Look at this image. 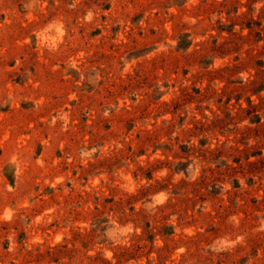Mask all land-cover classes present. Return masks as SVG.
<instances>
[{
    "label": "rangeland",
    "instance_id": "obj_1",
    "mask_svg": "<svg viewBox=\"0 0 264 264\" xmlns=\"http://www.w3.org/2000/svg\"><path fill=\"white\" fill-rule=\"evenodd\" d=\"M0 264H264V0H0Z\"/></svg>",
    "mask_w": 264,
    "mask_h": 264
}]
</instances>
